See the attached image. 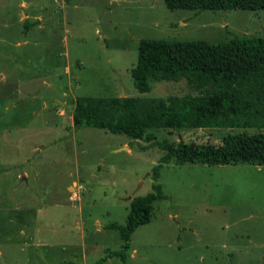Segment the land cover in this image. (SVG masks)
Here are the masks:
<instances>
[{
	"label": "rangeland",
	"instance_id": "374dc122",
	"mask_svg": "<svg viewBox=\"0 0 264 264\" xmlns=\"http://www.w3.org/2000/svg\"><path fill=\"white\" fill-rule=\"evenodd\" d=\"M241 35L264 38V10L0 0V264H96L121 248L105 226L123 225L131 199L152 191L159 143L218 145L228 133L264 132L258 125L149 129L132 141L72 125L79 97L189 92L183 80L137 92L131 69L140 40L216 45ZM159 172L167 198L132 234L125 262L102 264H264V166L164 164Z\"/></svg>",
	"mask_w": 264,
	"mask_h": 264
},
{
	"label": "trees",
	"instance_id": "16d2710c",
	"mask_svg": "<svg viewBox=\"0 0 264 264\" xmlns=\"http://www.w3.org/2000/svg\"><path fill=\"white\" fill-rule=\"evenodd\" d=\"M163 2L169 10H264V0ZM36 23L26 24L25 29ZM131 78L140 94L149 92L152 82L180 80L186 83L189 92L181 98L79 97L72 102L73 129H101L137 141L142 140L149 129L264 127L263 37L235 36L216 45L205 40L142 39ZM147 139H150L148 135ZM158 148L161 155L151 170L152 191L131 199L123 225L105 226L118 233L121 248L108 251L96 264L112 257L125 262L132 234L150 221L153 204L167 198L157 182L162 165L264 166V132L261 131L228 133L218 145L164 141Z\"/></svg>",
	"mask_w": 264,
	"mask_h": 264
},
{
	"label": "crops",
	"instance_id": "0c3cea01",
	"mask_svg": "<svg viewBox=\"0 0 264 264\" xmlns=\"http://www.w3.org/2000/svg\"><path fill=\"white\" fill-rule=\"evenodd\" d=\"M23 17H24V14H22L21 19H22V20H26V19H24ZM26 17H27V15H26ZM73 184H74V182L72 183V185H73ZM68 188H69V186L66 187V189H68Z\"/></svg>",
	"mask_w": 264,
	"mask_h": 264
}]
</instances>
